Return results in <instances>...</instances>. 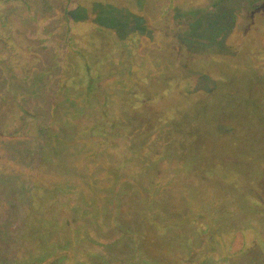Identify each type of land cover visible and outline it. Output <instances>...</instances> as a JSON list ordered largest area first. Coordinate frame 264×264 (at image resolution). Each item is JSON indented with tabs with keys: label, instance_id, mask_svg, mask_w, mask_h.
<instances>
[{
	"label": "rangeland",
	"instance_id": "374dc122",
	"mask_svg": "<svg viewBox=\"0 0 264 264\" xmlns=\"http://www.w3.org/2000/svg\"><path fill=\"white\" fill-rule=\"evenodd\" d=\"M216 1L177 0L174 4L173 0H39L32 17H28V9L24 8H17L7 15L13 36L7 45L14 50L11 55L1 54L4 51L1 44L0 56H11L13 64L17 63L28 72L31 68H41L43 62L47 68L51 65V54L57 51L63 53L57 61L66 60L65 63L70 65L83 62L81 53L90 58L95 55L98 61L112 57L114 65L108 64L107 70L103 68L107 63L89 65L88 72L100 78L90 83L95 91L92 96L104 101L106 96L115 94L116 101L127 99L134 105L137 103L139 114L142 110L153 112L150 119L143 115L123 130L130 135L135 129L142 130L133 150L144 138L145 142L152 140L146 151L158 154L148 161L154 169L140 158L119 169L115 157L111 156L109 175L116 176L115 181L114 176L112 180H103L101 173L104 170L99 174L93 168L88 169L93 179L96 178L89 184L95 183L106 194V191H115H111L110 199L114 198V202L117 199L119 206L109 208L100 241L82 233L78 225L83 223L72 222L77 228L74 240L72 238L63 245L66 248L70 245L67 252L79 262L264 264V0H227L215 7ZM65 3L68 7L61 8ZM187 36L214 42L189 41ZM125 47L129 58L123 52ZM179 49L185 54L208 59L206 63L189 60V63L178 64L175 57L178 58ZM217 57L227 61H214ZM146 60L155 68L152 77L147 72L149 68L141 66ZM1 71L0 67V74ZM69 72L64 70L60 74ZM119 72L123 73L122 79L116 77ZM61 75L54 79L59 85ZM44 76L36 78L47 84L53 77L50 74ZM73 78L66 80L65 87L71 90L83 88L84 83L75 84ZM132 82L144 86H135L129 92L135 98L121 95L116 90L120 83L128 86ZM12 89L0 77V155L4 152L2 143L12 142L15 138L23 141L21 139L38 133V124L23 115L35 111L28 109L25 99L19 93L17 98ZM88 89L87 86L82 96L90 101L92 93ZM50 96L52 101L56 98V95ZM33 102L39 110L46 105L45 98L33 99ZM60 108L58 119L52 120V128L58 130L60 141L53 165L56 163L59 168L67 165L62 167V172L68 176L76 167L85 168L89 161L71 154L73 146L66 140L73 137L75 130L62 128L66 123ZM112 108L113 114H117L113 104ZM147 123L152 124L147 126ZM144 125L147 128L143 129ZM167 126L180 133L179 138H174L169 146L165 143L157 146L155 140L159 137L155 133L160 132L159 127ZM82 148L78 151L86 152ZM179 152L173 160V153ZM32 164L34 167L33 161ZM0 168V173L6 174L3 179L0 176V222L11 218L18 222L17 215L27 214L25 209L44 213L56 204L53 195L58 191H46L42 196L38 190H31L28 195L24 190L27 187L21 188L19 182L25 183L32 177L28 161L26 166V163L9 160L7 156L0 158ZM51 168H48L51 170L48 177L57 178L52 182L45 177V181L57 188L74 184L65 180L61 170ZM119 178H123L124 183L119 184ZM157 184L162 187L166 184L165 190H159ZM98 193L76 195L73 209L80 215L79 200L84 210L97 219V211H103V207L111 203L109 197ZM27 200L31 202V208ZM199 204H205L204 208L212 205L217 213L223 211V206L229 209V213L224 211L219 218L228 227H235L239 239L231 236V230V234L222 239L214 237L205 242L204 237H194L192 227L187 230L180 225L185 218L181 217L182 211L189 209V213L198 216L196 207ZM167 222L169 225L165 224ZM27 226L19 224L15 228L13 225L11 234L0 235V264H8L13 251L22 253L27 248L28 242L22 236ZM206 231L210 232V228ZM112 238L114 240L106 244L109 249L103 248L105 253L101 252L100 245ZM79 240L87 241L79 244ZM94 254L103 256L97 259ZM55 260L54 255H48L43 263L56 264ZM61 264H67V260H62Z\"/></svg>",
	"mask_w": 264,
	"mask_h": 264
},
{
	"label": "trees",
	"instance_id": "16d2710c",
	"mask_svg": "<svg viewBox=\"0 0 264 264\" xmlns=\"http://www.w3.org/2000/svg\"><path fill=\"white\" fill-rule=\"evenodd\" d=\"M176 1L177 0H173V3L175 4ZM225 1L227 0H218L215 2L214 6L218 7L221 4H223ZM39 3H40L39 0H0V24H1L0 45L2 44L4 47V51L2 50L1 54L6 53L11 55V52L14 50V48L8 47L7 45V42L9 41V39H11L12 36L10 25L7 20V15L11 11L17 8H24V9H28V14H29L28 17H32V15L36 14L34 13V11H36L35 9L36 7H38L37 4ZM68 5L69 4L65 3L61 6V8L62 7L67 8ZM199 38L200 37L197 36L186 37V39L189 41L201 42L204 44H212L214 42V40L204 41V40H200ZM70 44L72 46L74 45V43L71 41ZM127 50H128L127 47H125L123 49V52L126 53L125 55L126 56L128 55L127 58H129L131 56L129 55V53H127ZM81 54L80 55L81 58L83 59V62L79 61L77 63L70 65V63H65L66 60L57 61L56 58L58 57L62 58L63 56L62 51H59V53L58 51L54 52L51 54V61H50L51 65H48L46 68V65L43 62L41 64V68L39 69L31 68V71L29 72L23 68H20V66L17 63L13 64L11 56L10 57L8 55L0 56L3 57V59H0V67L2 68L1 71L2 73L0 74L1 79L5 82H8V84L11 86V89L12 88L15 89L19 87L18 89L15 90L12 89V91L14 90L13 92L15 93L16 96L17 93H19L20 94L19 96L25 99L26 106H28L27 108L35 111V113L26 112V114H23L24 117L32 118L38 124V128L36 130V132L38 133L35 134V136L21 139L23 141H17L18 139L15 138V140L12 142L2 143L1 144L3 146L2 151L4 152H1L0 158L4 159L5 157L8 156L9 160H14L15 162H20L21 164L26 163V166L28 161V167H30V174L32 177L31 179L27 178L29 181L27 180L25 181V183L19 182L21 188L22 187L24 188V186L27 187V189L24 190L26 193L28 192V195L31 192V190H38L39 191L38 194L40 195L41 193L42 196L43 193H45L46 191L50 193L58 191V194L53 195L54 197L56 196L55 199H57V202L56 204H53L51 206L50 211H46L44 213H38L36 211L37 212L36 214L35 212L32 213L29 210L25 209L27 214H24V216L17 215L18 222L13 218L0 222V227L1 226L3 227V229L0 230V235L6 232L11 234V232L14 231L13 225H15V228L19 224L21 225V227L22 225H26V224L28 225L26 228L27 229L26 233H23L22 235L23 237H25L26 242H28L27 248H25V250L22 253L13 251L12 256L9 257L10 259L8 258V262H7L8 264H21V263L23 264L28 262H30L31 264H42L44 258L47 257L48 255L49 256L54 255L56 259L55 260L56 264H61L62 260H67V264H84L83 261L82 263L79 262L77 259L73 258V256H71L67 252V248H69L70 245H68L67 248L65 247V245H63L66 241L68 240L71 241L72 238H73L72 240H74L75 237L74 232H76L77 228L73 227L72 222L78 220L81 223H83L78 225L83 230L82 233H85L90 239L95 238L94 241H96L97 238L100 241L101 238L99 236L102 235L101 228L107 216L109 215V211H110L109 208H114L119 206V202L117 199H115V202H114V198L110 199L112 190L106 191L107 192L106 194L104 193L103 189L98 188V186H95L94 185L95 183L92 182L90 183L92 186L93 185L94 186L92 189H90L91 185L89 184V181L91 180L96 181V178L93 179L94 176H92V172L90 171L88 172V169L93 168V170H95L96 173L97 172L99 173L102 170H104L101 173L103 180L111 179V177H113L114 175L113 176H111L112 174L109 175V170L112 168L110 165L111 163L110 156L115 157V162H116L115 165L118 166L116 168L119 167L123 168V165H126L129 162L130 163L135 162L137 158H140L142 161H145V164L149 165L151 169H154L153 165L150 164V162L148 161L151 160L153 157L158 156V154H154L155 152L152 153V151L150 152L146 151L147 146L151 144L152 140L151 139L148 141L146 140L145 142V138H144V141L140 145L138 144V147L135 148V150H133L132 146L134 145V143L136 144L138 143L137 140L141 136L140 131L142 130L135 129L134 132L131 133V135L127 134L123 130V128L130 125V123L134 122L136 118H140L143 115L146 116L148 119H150L153 112L151 110H142L143 113L139 114L137 113L139 110L136 107L137 103L136 105H134L131 102L127 101V99L125 100L121 99V101L120 100L116 101L115 94L109 96V98H107L106 96L104 101H102V99L100 98H97L96 96H92L95 91L93 90V87L92 85H90V83L100 78L99 77L95 78L97 74L94 76L93 72L92 73L88 72L89 65L92 66L94 64L96 65L99 64V66H101L102 64L107 63L103 65L104 70H107L110 67L109 65H114L113 58L111 57L107 59L108 61L105 59L98 61L95 60L97 59L96 58L97 56L95 55H93L95 56L94 58L93 56L90 58L88 55H84V53ZM177 55L178 53L176 54V56ZM66 57L67 55L64 56L65 59ZM207 59L208 57L206 56L202 57L198 55L192 56L190 54L189 55L185 54L179 49V55L178 58L175 57V62L178 64L182 62V64H184V63H189V60L190 61L192 60L196 63L198 62L206 63ZM216 59L217 60L214 61H227L225 59L218 57ZM135 66L137 67L143 66L149 68L147 69V72L151 77L154 74V73L152 74V72L153 69L155 68L151 67L149 60L143 62L141 66L138 65ZM71 68L74 71L76 70V73L74 71H71L72 70ZM63 69L68 70V72L70 70V72L61 75L60 73L64 71ZM156 73L155 75H157ZM47 74H50L51 77L53 76L52 80H50L49 83L47 84H43L41 83V81L39 82L38 79L36 78L38 77L40 79V76L43 78L45 77L44 75H46L47 77ZM122 74L123 73L119 72L116 74V77L122 79L123 78ZM60 75L62 80H60L61 84L59 85L57 84V82H55L56 80L54 79ZM69 78H73L75 84L77 83L80 85L84 83L83 88L79 90L77 89L71 90L66 88L65 82ZM135 78L137 79V76H135ZM87 79L89 82L87 81ZM87 86L89 89H91V93H92L91 95H89V98L92 96L90 101L85 100V98L82 96V94L85 93ZM135 86L144 88L143 85H139L138 83L132 82L128 86H123L120 83V85H118L116 90L120 91L121 95L124 94L125 96L128 95L130 98H135L134 96L129 94V92L132 89H135ZM146 91H151V90L146 89ZM21 92H23V94H21ZM50 95H56V98L53 97L54 100L52 101ZM19 96H17V98ZM38 98L39 99L45 98L46 105H44L45 107L42 110L41 109L39 110L38 107H36L35 102H33V99L37 100ZM84 101H86V103ZM112 104L114 105L117 114H113ZM90 105H92L93 108ZM60 107H62L63 110L62 112L63 114H61V116L66 123L62 125L63 126L62 128L64 129V127H68L69 129L75 130L74 131L75 134L73 135V137L66 140L68 145L73 146V148H71L72 151L71 154H75L77 156H80L83 160L89 161V163L86 164L85 168L76 167L73 169L72 172L70 171L71 173L68 176H65L62 172V170L65 167H68L67 165H61V168H59L56 163L53 165V161H55V159L57 158L55 149L58 147V145H60V141L57 139L59 138V133L57 132L58 130L55 131L52 128L54 126L52 120L58 119L57 111L61 112ZM200 115L201 118H203V113L201 110H200ZM68 119H72V120L69 121ZM202 120L204 121L205 119ZM152 123H147L146 125L150 126V124ZM1 124H2V120H0V127ZM146 125H144L143 129L147 128L145 127ZM58 127L60 128V126ZM159 129L160 132L155 133V135H158L159 137V139L155 140L156 141L155 144L157 146H160L163 143L169 146L173 143V140H175L174 138H179L178 135L180 133L172 130L171 127L169 126H167V128L159 127ZM1 135H2V130L0 131V136ZM18 144H21L20 147H18ZM195 144L197 145L198 142L195 141ZM14 145H16L17 147H15ZM81 148L86 152H79L78 149L80 150ZM160 151L162 152V150ZM179 155L180 152L175 154L173 153V160L175 156H179ZM159 156H162V154L159 153ZM32 161L34 163V167ZM29 164H32V166H30ZM50 166H52L53 169L56 168L58 170H61V173L65 178V180L67 179L71 182H74V184L72 185L64 184L62 188H57L54 187V185L51 182L45 181V177H48L47 174H49V172L51 171L50 169H48ZM63 166L64 168H62ZM0 172H2L1 168H0ZM0 176L2 177L1 179H3V177L6 176V174L0 173ZM125 176L129 177V175H125ZM114 177L115 179H113V181L117 179L116 176ZM48 178L52 179L53 182L55 181L54 178L57 177L54 176L52 177V175H49ZM86 180H88V182ZM118 180H119L118 181L119 184H121L122 182L124 183L123 178H119ZM104 182L105 185L108 183L107 180ZM165 186L166 184L163 185V187L162 185H158V189L165 190ZM98 191H99L98 193L99 196L109 197L111 203L105 205L103 207L104 209L103 211L101 210L97 211V219L95 217H92L86 210H84L79 200H78V207L79 210L81 211L80 215L75 211V209H73V204L76 202V195L77 196L92 195V194L97 195ZM112 192L115 193V191ZM27 203H28V207L31 208L32 207V205L30 204L31 202L27 200ZM57 203L59 204L58 205L59 208L57 206ZM204 205L201 206V204H199V206L196 207V211L198 212L199 217L194 216V214H192L191 212L189 213L188 212L189 209L183 210L181 217H185V218H183V221L180 222L181 223L180 225L185 227V229L187 230L192 227L195 235L194 237L197 239H201V237H204L203 241L205 240V242L207 240L215 239L214 237H216V239L219 238L222 239V237L226 236L227 234H231L230 232L231 230L233 232L231 236L234 239H239V234L237 230H234L235 227L230 228L226 225V223L223 224L222 223L223 221H220L221 219L219 218V216L221 215V213H223L224 211L229 213L230 211L229 209L227 210L223 206L222 207L223 211L221 213H217L212 207V205H207L206 208L203 207ZM97 208L99 209L98 206ZM192 209L195 210V207L193 206ZM88 217L89 219L86 222V219ZM14 222L15 224H13ZM168 222L165 224L169 225ZM208 227L210 228V232L206 231ZM113 240L114 239L112 238L111 240L101 244L100 245L101 249L99 248L100 251L103 252V248L104 249L106 248L108 250L109 248L106 247V244L112 242ZM85 241L87 240H79V244ZM193 241L191 242V245H193ZM33 242L37 243V245L34 246ZM76 243L77 241L73 245L75 246ZM109 251L112 250L110 249ZM113 254H115L116 256L115 252H113ZM100 255L103 256V254ZM102 256L94 254V257L97 259L102 258ZM98 262L99 263L101 262L102 264H108L103 260H99Z\"/></svg>",
	"mask_w": 264,
	"mask_h": 264
}]
</instances>
